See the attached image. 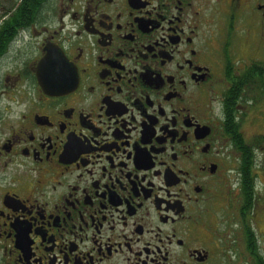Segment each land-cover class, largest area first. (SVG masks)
Here are the masks:
<instances>
[{
  "label": "flooded vegetation",
  "instance_id": "1",
  "mask_svg": "<svg viewBox=\"0 0 264 264\" xmlns=\"http://www.w3.org/2000/svg\"><path fill=\"white\" fill-rule=\"evenodd\" d=\"M0 264H264V0H0Z\"/></svg>",
  "mask_w": 264,
  "mask_h": 264
}]
</instances>
